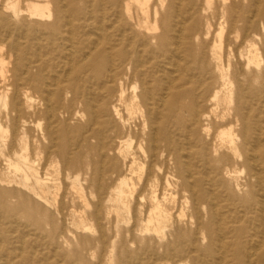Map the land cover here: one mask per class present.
Returning <instances> with one entry per match:
<instances>
[{"label":"rangeland","instance_id":"obj_1","mask_svg":"<svg viewBox=\"0 0 264 264\" xmlns=\"http://www.w3.org/2000/svg\"><path fill=\"white\" fill-rule=\"evenodd\" d=\"M118 1L68 5V17L54 32L57 39L42 51L45 75L52 84L54 75L60 81L67 75L65 83L76 86L71 68L86 43L88 52V46L101 49L120 41L115 58L121 50L137 51L143 66L134 77L124 68L126 85L105 77L102 82L92 77L105 73L101 64L90 62L95 53H85L79 85L85 98L102 105L104 139L82 140L75 149L74 131H87V112L82 103H73L70 92L55 100V138L37 128L30 133L33 149L42 150L39 164L45 150H52L47 169L37 166L52 179L46 200L33 186L9 182L0 163V264H264V0H149L147 13L137 3L127 10ZM33 18L29 21L53 23L52 17ZM62 36L68 41L61 43ZM64 47L76 58L65 59ZM168 50L171 65L162 62ZM162 71L193 80L195 94L176 97V105L158 104ZM179 82L174 81L173 94ZM103 83L108 87L99 90ZM48 121L43 116V128ZM60 121L69 125L66 155L71 162L76 157L75 168L64 171L54 154L62 142ZM167 144L175 149L169 148L170 155ZM133 151L135 164L124 159ZM98 165L102 177L94 170ZM123 178L131 189L125 205L115 200ZM152 196L167 217L159 231L147 228Z\"/></svg>","mask_w":264,"mask_h":264},{"label":"bare ground","instance_id":"obj_2","mask_svg":"<svg viewBox=\"0 0 264 264\" xmlns=\"http://www.w3.org/2000/svg\"><path fill=\"white\" fill-rule=\"evenodd\" d=\"M122 1L119 0L117 6L120 7V4L122 5L124 3L126 9L129 10L131 3H137L141 12H143L145 7V12L147 13L146 5L149 0ZM154 1L161 2L162 0ZM170 1L172 2L173 0ZM79 2L80 0H0V163H3L6 168V177L9 182L19 183L24 189H28L33 186L36 189L35 194L39 198L44 200L46 199L43 194L45 193V190L50 187L49 184L52 181L51 178H46V176H44L46 175L45 173H47L45 172V170L47 169L45 166H48V158L49 156H51L52 150L50 149V147H48V150H45L47 155L45 156L44 163L39 164L41 161L40 154L42 153V150L40 148V150L37 152L33 149L30 133L33 132L34 128H37L40 131L45 130L51 140L55 138V132L59 131V129H55L54 131V129H52L51 127V124L55 122L54 117H56L55 100H60V97L63 94L70 92L72 95L71 98L73 99V103H82L84 109L87 112V131H84L81 134L80 127H76L74 131L78 135L74 142L75 149H80L82 140L97 138L100 141L101 139H104L102 138L103 135L101 134L100 126L106 123V119H103L102 121L100 120V114L98 110V107L100 108L102 105L99 106L94 102V100L85 98L82 93L83 87L79 85V82L82 78L81 72L84 68L83 62L88 58L85 53H88V55H90V53L92 52L95 53L90 58V62L95 65L101 64L105 73L102 74L96 72L97 74L92 75V77L95 78V80L99 81L101 79L102 82L105 77L109 79L108 81L126 85L127 81L125 83L123 82L125 80L124 76L126 74V72L124 73V70L126 69L127 72L128 70H132L133 76V74L137 72V69H139L138 67L143 66L139 63V57H141L142 55H135L137 51H133V55H129L128 53H126V51L121 50L118 51L117 58H115L113 51L118 47L120 41L117 44L101 49L98 48L97 45L93 47L94 49L92 47L90 49V46H88V52L85 51V49H87L86 43V45L84 44L85 46L82 49L83 52L81 51L75 61L74 67L71 68L72 72H74L75 76H77V82L74 83L76 86H72V83H65L66 81L68 82L67 75L64 76V81H60V76L54 75L53 79H56V81L52 84V82H50V78L45 75L44 72L45 64L43 63V58H41L42 51L43 48H46L45 46L48 41H53L54 38L55 40L57 39L58 33L54 32L63 23V21H65V18L69 11L68 5H74L75 3L77 5ZM28 5L31 6V10H29ZM50 6L51 8H49ZM42 7H44V9L46 8L47 10L43 11ZM33 17H37L40 19L52 17L53 23L51 25H47L45 23H38V21H29L31 19H34ZM224 20L228 21L227 17H224ZM42 26H47V31H44V29H42ZM170 30V26L167 25L166 32ZM99 34L101 33L99 32ZM59 41L61 43H65L68 41V39L62 36L59 38ZM129 46L131 47V44H129ZM31 47H33L34 53H32ZM70 48L71 47H64V49H68V53H66L64 57L67 60H72V58L74 57L76 58V56H73L74 50ZM171 52V50L166 51V55L162 60L164 64H172L169 61H166L168 55H171ZM202 55L205 56V52H203ZM250 60L251 58L247 57L248 63L250 62ZM115 62L117 63V68H114ZM68 72H70V70ZM171 73L172 71L170 73L168 71H162V73L158 75L155 98L158 104L161 103L164 105L169 103L176 105V97L195 94L193 80H185L181 77L173 78L171 76ZM173 74H175V72ZM223 77L224 75L221 76L222 79ZM131 79L132 81L129 79V82H131L132 90L134 92L132 93V97L133 99H135L136 97H138V95L135 92L136 87L132 83L133 78ZM176 80H179L180 82L176 87V94H173V83ZM209 82H211V80H209ZM209 82L207 83L209 84ZM186 84L187 86H185ZM52 86L53 88L51 89ZM222 86L223 88L226 87L227 83L223 81ZM107 87L108 86L103 83L102 86H100V88L98 89L103 90ZM121 91L123 92L124 90ZM217 94L218 91L215 92V95ZM122 97L123 95L121 94L119 99L120 101H122ZM6 98H8L9 101L6 100ZM182 110H184V108H182ZM67 113L69 115L68 120H70L74 112L72 109H70ZM45 115L49 117V121L43 128L41 119ZM116 115L117 117H120L118 110H116ZM7 122H9V124ZM65 122H59L63 125L61 133L59 134L62 142L60 148H58L54 152L57 161L60 163L61 170L63 171L70 167L73 168L76 165V157H73L75 161L71 162L65 152L69 146L64 140L69 128V125L67 124L68 122ZM8 127H10V130H8ZM126 141L127 146L129 147L130 140L128 139ZM153 142L152 140L148 141V153L152 156H154L156 150V148L154 147L155 143L153 144ZM166 147L167 153L170 152L169 148L171 146L167 144ZM137 148L145 152V148L143 146H140L138 144ZM171 149L174 148L171 147ZM68 150L69 153H72L71 146ZM176 154V158H178V152ZM135 155L136 153L134 151L126 152L124 155V159L129 156L131 158L132 164H135ZM168 155L170 154L168 153ZM93 156V161H95V156H97L96 153H94ZM38 165L46 168L45 170H43L45 173L40 171V169L37 167ZM94 170L99 173V177H102V175H104L102 165H98ZM42 173L44 175H42ZM119 182V185L115 191V200L125 205V199L127 198V194L131 193V189L126 178L121 179ZM53 188L57 189L55 185H53ZM10 191L12 190L10 189ZM152 201L153 207L151 208L149 213H147L148 216L146 215L147 228L149 229L151 227L154 231H159L160 224L167 217L166 214H164V209L162 208L161 203L157 200V197L152 196Z\"/></svg>","mask_w":264,"mask_h":264}]
</instances>
